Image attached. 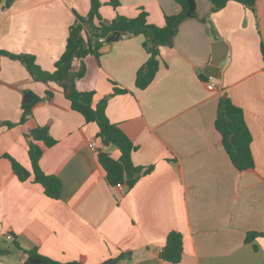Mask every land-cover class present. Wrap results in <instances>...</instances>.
I'll list each match as a JSON object with an SVG mask.
<instances>
[{"label":"crops","instance_id":"obj_1","mask_svg":"<svg viewBox=\"0 0 264 264\" xmlns=\"http://www.w3.org/2000/svg\"><path fill=\"white\" fill-rule=\"evenodd\" d=\"M118 1L114 10L100 0L104 21L144 11L148 24L163 27L165 16L182 11L174 0ZM196 3L198 18L182 24L171 48H160L147 89L136 88L150 58L143 36L103 45L84 60L85 75L76 83L96 100L128 91L110 99L106 114L135 147L132 163L141 172L132 188L109 184L98 161L105 150L99 128L72 109L61 87L36 82L21 62L0 57V264H25L30 251L61 264L120 257L119 264H171L160 252L172 232L182 235L178 264H264V0L254 12L234 1L217 12L209 0ZM90 10L91 0L0 5V52L31 55L52 73L70 28ZM215 53L225 56L220 79L204 74ZM225 95L244 112L253 169L234 167L216 129ZM24 104H33L27 116ZM44 127L55 144H39V164L60 179L59 200L13 172V161L32 171L25 133ZM249 234L257 236L247 241Z\"/></svg>","mask_w":264,"mask_h":264},{"label":"trees","instance_id":"obj_2","mask_svg":"<svg viewBox=\"0 0 264 264\" xmlns=\"http://www.w3.org/2000/svg\"><path fill=\"white\" fill-rule=\"evenodd\" d=\"M15 0H0V5L5 9L10 8ZM182 9L176 16H165V25L157 27L148 24L147 13L142 11L136 18H126L118 15L113 21H104L100 16V0H91V10L87 17L78 16L75 24L70 28L69 37L63 55L55 65V70L50 73L44 71L31 55H14L7 52H0L12 60L22 63L30 76L36 81L44 84L54 83L61 87L65 97L70 101L74 111L80 113L87 123H95L99 128L98 139H100L105 150L98 151V161L107 175L110 185L125 184L132 188L136 182V175L141 172L132 163L134 145L127 135L116 125L112 124L107 117L106 110L108 102L115 96L128 93L124 89H114L111 94L96 100L94 92H80L76 83L85 75L84 60L91 55L98 56L99 50L105 44H113L126 37L143 36L145 48L150 53L148 61L138 70L136 75V88L147 89L153 82L159 69L160 48H171L174 44L182 24L190 19L198 18L196 0H174ZM213 4V12L223 9L229 2H237L246 9L254 12L256 5L262 0H209ZM114 10L120 7L118 0H108L107 3ZM207 23L206 19L202 20ZM264 58V48L262 49ZM80 64L78 71H74L76 64ZM207 79V78H205ZM33 104H24L25 115L31 113ZM1 124V123H0ZM8 127L14 126L11 123L5 124ZM216 129L220 133L224 148L229 155L234 167L238 171H247L254 168V157L252 154V135L247 126L244 112L235 106L229 98L221 100L217 119ZM28 140L29 157L32 171L29 172L16 162H12L13 172L20 181H27L31 177L34 183L40 184L47 197L59 200L62 192V183L59 178L47 175L40 168V159L43 155V148L52 147L55 141L49 134L48 128H37L25 133ZM110 150L120 153L117 160ZM148 169L145 173H149ZM257 235L249 234L247 241H251ZM183 256L182 235L172 232L167 237L165 246L160 252L161 260L178 264ZM121 257L109 260L103 264H119ZM25 264H61L50 258L40 255L37 251L28 252ZM70 264H79L77 262Z\"/></svg>","mask_w":264,"mask_h":264},{"label":"water","instance_id":"obj_3","mask_svg":"<svg viewBox=\"0 0 264 264\" xmlns=\"http://www.w3.org/2000/svg\"><path fill=\"white\" fill-rule=\"evenodd\" d=\"M225 60V56H221L219 54H214L213 55V59L210 63V65H208L205 69H204V74L209 77V78H213V79H220L221 78V74H220V65L221 63ZM28 97H30V95L26 96V103H29L30 101L27 99ZM224 99H227V96H224Z\"/></svg>","mask_w":264,"mask_h":264},{"label":"built area","instance_id":"obj_4","mask_svg":"<svg viewBox=\"0 0 264 264\" xmlns=\"http://www.w3.org/2000/svg\"><path fill=\"white\" fill-rule=\"evenodd\" d=\"M207 87H208V89H209L210 91H213V90L216 88V81L213 80L212 82L208 83ZM93 146H94V148H95V147H96V144L94 143ZM117 187H118L119 189H122L124 186H123L122 184H118ZM7 239H8V240H11L12 237H11V236H7Z\"/></svg>","mask_w":264,"mask_h":264}]
</instances>
